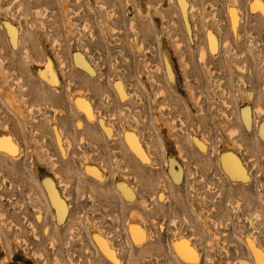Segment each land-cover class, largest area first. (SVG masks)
Returning <instances> with one entry per match:
<instances>
[{
	"label": "rangeland",
	"instance_id": "1",
	"mask_svg": "<svg viewBox=\"0 0 264 264\" xmlns=\"http://www.w3.org/2000/svg\"><path fill=\"white\" fill-rule=\"evenodd\" d=\"M262 8L0 0V264H264Z\"/></svg>",
	"mask_w": 264,
	"mask_h": 264
},
{
	"label": "bare ground",
	"instance_id": "2",
	"mask_svg": "<svg viewBox=\"0 0 264 264\" xmlns=\"http://www.w3.org/2000/svg\"><path fill=\"white\" fill-rule=\"evenodd\" d=\"M193 7V6H192ZM195 7V6H194ZM232 16V15H231ZM231 20V18H230ZM234 25V24H233ZM211 39V38H210ZM141 45V44H140ZM212 47V46H211ZM203 51V50H202ZM202 55V54H201ZM204 55V53H203ZM200 56V54H199ZM50 65V64H49ZM120 87V86H119ZM120 89V88H119ZM123 92V91H122ZM74 103L76 105V107H78L80 110H82L85 115L87 117H90L92 115L91 110L89 105L82 99H80L79 97L74 98ZM105 130V128H104ZM124 135V139L126 141V143L128 144V146L133 150V152L143 161L146 160V157L144 156V154L142 153V151L140 150V147L138 145V143L136 142L132 132L130 130L125 129L123 132ZM0 149L3 150L4 152L11 154V155H15V153H17V148L14 145V143L8 139L4 140L3 143H0ZM229 161V160H228ZM228 161H223V166L225 167V169H227L229 172H231L232 174H238L241 173L242 171L239 172V170L235 169L233 166V163H229ZM233 164V165H232ZM50 199L52 201V203L54 204V206L57 208L58 211L61 210V201L57 195V193L51 189V192L49 194ZM135 226V225H134ZM33 229V228H32ZM34 230V229H33ZM131 233L134 235V240L139 243L140 241H142L143 237H142V232L141 230L138 228H134L133 226L130 228ZM35 236V235H34ZM101 238V237H100ZM105 239V238H104ZM106 241V240H104ZM103 240L96 238V242H98V244L100 245V248L108 255L110 256V258L112 259L113 253L110 251V249L108 248L109 246L106 245V243ZM110 241V240H109ZM108 241V242H109ZM107 242V241H106ZM188 242V241H187ZM186 242V240L183 239H179V240H175L172 245L174 248V251L177 253V255H179L181 258H183V260H188V261H194L195 259L194 257V253H193V249H191V247H189L188 243ZM248 246L250 248V250L252 251L253 254L256 253L255 248L253 247L251 241L248 242ZM113 247V246H110ZM259 251V250H258ZM259 252H257V256ZM261 255V253H260ZM262 256V255H261ZM196 257V256H195ZM264 257V256H263ZM259 259L260 258H256ZM258 260V261H259ZM262 260V259H261ZM196 262V261H194Z\"/></svg>",
	"mask_w": 264,
	"mask_h": 264
},
{
	"label": "snow or ice",
	"instance_id": "3",
	"mask_svg": "<svg viewBox=\"0 0 264 264\" xmlns=\"http://www.w3.org/2000/svg\"><path fill=\"white\" fill-rule=\"evenodd\" d=\"M262 10H264V8H262ZM194 258V257H193Z\"/></svg>",
	"mask_w": 264,
	"mask_h": 264
}]
</instances>
